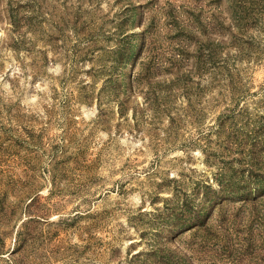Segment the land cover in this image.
Returning a JSON list of instances; mask_svg holds the SVG:
<instances>
[{"label":"rangeland","instance_id":"374dc122","mask_svg":"<svg viewBox=\"0 0 264 264\" xmlns=\"http://www.w3.org/2000/svg\"><path fill=\"white\" fill-rule=\"evenodd\" d=\"M126 4L136 28L119 27ZM181 39L218 52L189 89L153 79ZM249 176L264 179V0H0V264H264L263 203L216 210L209 232L188 219Z\"/></svg>","mask_w":264,"mask_h":264},{"label":"trees","instance_id":"16d2710c","mask_svg":"<svg viewBox=\"0 0 264 264\" xmlns=\"http://www.w3.org/2000/svg\"><path fill=\"white\" fill-rule=\"evenodd\" d=\"M140 8H138L135 5L132 4H126V8L122 10V15H124V18L120 22L119 27L121 29H126V28H136L138 25L141 23L140 20L142 19V14L138 13ZM146 19V18H145ZM183 27L181 28V36H185L187 34H191L192 32V25L190 24V21H187L183 23ZM191 29V30H190ZM203 31V30H202ZM204 33V32H200ZM210 34H204V37H209ZM189 40V38L184 39V41ZM194 40V39H193ZM182 39L181 42L175 43L174 46L172 47V53H170V62H167L165 60L163 61H158L157 64H155L154 67H152L153 70V79L154 81H158L160 77H164L166 75H171L176 80H184V87L183 89H189L191 85L194 82V78H199L200 80L203 79V77L210 76L214 69H217L215 63V58L216 54H214L213 50H208L205 49L203 46L198 47V49L194 50L193 52L188 49L189 45L186 44ZM203 43L202 40H199L197 38L196 44L201 45ZM196 47V46H195ZM142 46H139L137 48V53H142ZM132 52L130 48L125 50V54H119V57H121V60L126 59L125 61L128 60L129 64L132 65L136 60H133L132 57ZM131 58V60H129ZM128 64V65H129ZM169 64L172 66V68H168L166 66ZM127 65V66H128ZM214 65V66H213ZM176 67V69H174ZM128 67H126L127 69ZM220 69H218L219 71ZM131 75L127 76L124 74L122 76V81L123 82H128L129 78ZM157 77V79H156ZM114 86L111 88L113 92H115L117 95H119L121 92L118 91V80L113 81ZM152 81L150 80L149 84H151ZM161 83V82H160ZM126 91L125 88H123L122 93L126 95L124 92ZM156 88H152V90L147 89L146 92H143L144 99L146 101L151 102L155 97L157 96ZM128 93H131L130 91ZM127 93V94H128ZM126 95V98H129ZM126 102L120 103V107L122 111L125 108ZM261 181V182H260ZM235 188L231 185L223 184L221 183V188L219 190H216L212 187H207V191L204 193L205 196V204L204 207H208L209 210H212L210 213L207 212L208 217L204 216L202 214V207L197 208L198 210H195L194 213L189 217L188 219L191 220L190 225H196V223H200L205 225L206 231H212L214 228H219L221 229L222 227L220 225L212 226L210 224L211 219L215 213L216 210H221L223 212L224 210L229 212L231 204L235 203H241L243 207H250L252 210L256 209V207L260 204H264V179L260 180L257 177L254 176H249V179L246 181H243L239 184H234ZM256 187V188H255ZM257 187H260V190L256 193ZM251 190H255L253 194H251ZM249 191V192H248ZM194 195H198V193H194ZM262 199V201H260ZM193 211V210H192ZM234 215V214H233ZM202 219V221L200 220ZM187 264H194L190 260L188 261Z\"/></svg>","mask_w":264,"mask_h":264}]
</instances>
